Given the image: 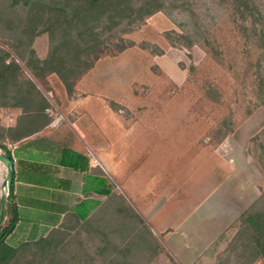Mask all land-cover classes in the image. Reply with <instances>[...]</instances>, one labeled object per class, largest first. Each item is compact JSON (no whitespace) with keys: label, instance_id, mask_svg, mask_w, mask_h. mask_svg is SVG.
Returning a JSON list of instances; mask_svg holds the SVG:
<instances>
[{"label":"rangeland","instance_id":"obj_1","mask_svg":"<svg viewBox=\"0 0 264 264\" xmlns=\"http://www.w3.org/2000/svg\"><path fill=\"white\" fill-rule=\"evenodd\" d=\"M182 1L185 10L175 9L172 17L157 12L104 44L93 67L70 87L56 73L40 83L11 49L12 39L0 36V48L51 104L53 122L43 134L73 138L91 159L103 162L106 154L113 165L106 174L116 191L156 228L183 216L222 178L227 183L212 200L222 223L264 189V175L257 187L259 171L238 153L243 147L262 168L264 16L242 14L235 0ZM254 1L264 15V0ZM186 31L199 40L187 45L190 39L180 37ZM33 47L45 58L47 33ZM21 113L2 107L0 123L13 125Z\"/></svg>","mask_w":264,"mask_h":264},{"label":"trees","instance_id":"obj_2","mask_svg":"<svg viewBox=\"0 0 264 264\" xmlns=\"http://www.w3.org/2000/svg\"><path fill=\"white\" fill-rule=\"evenodd\" d=\"M180 1L182 0H0V36L12 39L11 49L40 83L47 75L56 73L70 87L73 79L93 67L92 59L100 57L104 44L136 30L157 12L163 11L172 17L175 9L185 10L186 2ZM235 1L242 14L248 12L253 18L258 14L261 18L264 16L256 1ZM43 33L48 35L49 47L46 57L42 59L37 56L33 45ZM196 33L199 34L197 29ZM261 36L264 38V25ZM180 37L190 39L187 42L189 46L199 40L190 31ZM0 100V108L10 106L22 109L15 124L4 126L0 123V148L3 154L12 157L7 143H14L42 131L53 122V118L47 113L51 108L48 99L36 83L23 74L22 66L11 53L2 48ZM261 147L263 152L257 160L264 169V139ZM3 198L6 202L0 222V264H38L39 261H45L46 264L71 263L70 255L56 253L59 247L66 246L63 239L50 241L48 236L25 242L18 247L10 246L6 241L7 237L19 222L13 185ZM110 215L111 231L125 236L120 240H105V248L111 251L113 263L119 262L124 248L128 246L151 248L153 245L157 252L155 239L151 244L146 237V234L153 237L150 229L123 195H113ZM239 222L238 230L228 246L218 253L215 264L264 262V189L241 214ZM93 230L101 232L104 228L102 224L96 223ZM100 242L103 243V240L100 239ZM79 244L82 245L81 241ZM158 247L159 250L163 249L161 243ZM103 248V245H98L100 252Z\"/></svg>","mask_w":264,"mask_h":264},{"label":"crops","instance_id":"obj_3","mask_svg":"<svg viewBox=\"0 0 264 264\" xmlns=\"http://www.w3.org/2000/svg\"><path fill=\"white\" fill-rule=\"evenodd\" d=\"M50 127L40 131V136H36L38 132L7 143L14 161V203L19 213V222L6 240L12 247L49 236L50 241L63 239L67 243L56 250L57 254L72 257L71 263L66 264H215L218 253L232 240L233 226L240 214L258 197L251 199L234 219L222 223L212 206L219 188L227 183L222 178L205 199L183 216L168 224L158 219V223L163 224L158 225L160 229L150 226L147 215L131 204L150 229L153 237L148 234L146 237L151 244L155 239L157 252L153 245L151 248L128 246L119 262L113 263L105 240H120L125 236L110 229L113 195H123L107 177L106 172L113 168L111 160L106 154H103V162L89 158L88 153L81 152L73 143V138H52L43 134ZM238 153L259 171V179L255 181L258 187L264 175L262 168L251 160L243 147L238 146ZM7 178L8 168L0 161V192L7 191L4 185ZM96 223L102 224L104 230H93ZM160 243L162 250L158 247ZM98 245L104 247L101 252Z\"/></svg>","mask_w":264,"mask_h":264},{"label":"water","instance_id":"obj_4","mask_svg":"<svg viewBox=\"0 0 264 264\" xmlns=\"http://www.w3.org/2000/svg\"><path fill=\"white\" fill-rule=\"evenodd\" d=\"M0 161L4 163L8 168V178L4 185L7 189V192H9L14 183V161L11 156H7L3 154L1 151H0ZM5 202H6L5 198H3L0 203V222L5 208Z\"/></svg>","mask_w":264,"mask_h":264},{"label":"built area","instance_id":"obj_5","mask_svg":"<svg viewBox=\"0 0 264 264\" xmlns=\"http://www.w3.org/2000/svg\"><path fill=\"white\" fill-rule=\"evenodd\" d=\"M8 194V192H6V195Z\"/></svg>","mask_w":264,"mask_h":264}]
</instances>
